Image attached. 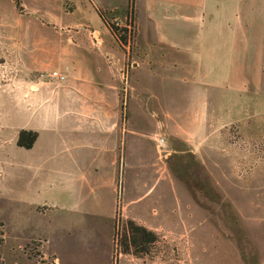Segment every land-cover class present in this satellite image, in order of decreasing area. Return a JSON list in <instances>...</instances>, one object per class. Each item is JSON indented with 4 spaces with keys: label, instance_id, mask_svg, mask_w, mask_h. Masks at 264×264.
Segmentation results:
<instances>
[{
    "label": "crops",
    "instance_id": "crops-1",
    "mask_svg": "<svg viewBox=\"0 0 264 264\" xmlns=\"http://www.w3.org/2000/svg\"><path fill=\"white\" fill-rule=\"evenodd\" d=\"M70 1V13L82 6L98 17L97 27L80 25L87 40L56 24L66 40L36 44L41 55L27 65H2L20 74L7 84L0 123V201L17 248L39 242L50 264H145L117 257L122 196L133 180L142 185L143 168L152 175L149 193L158 182L157 127L176 129L204 170L212 167L203 149L216 132H241L264 91V0H134L135 57L98 15L128 9L130 0ZM52 71L66 80L38 83ZM22 130L38 134L31 149L17 145ZM222 153L234 173L252 158ZM163 178L173 195L172 173Z\"/></svg>",
    "mask_w": 264,
    "mask_h": 264
},
{
    "label": "rangeland",
    "instance_id": "rangeland-1",
    "mask_svg": "<svg viewBox=\"0 0 264 264\" xmlns=\"http://www.w3.org/2000/svg\"><path fill=\"white\" fill-rule=\"evenodd\" d=\"M131 3L132 0L129 8L123 10L99 9L115 12L109 21L126 29L129 21H134ZM21 4L23 10L19 11L14 0H0V123L8 116L7 84L18 81L20 74L2 72L5 59L12 68L27 65L33 56L41 55L36 44L66 40V32L54 30L56 24L73 27L84 40L87 39L81 33L82 23L89 21L93 27L99 26L98 17L82 6L70 13L74 9L70 0H21ZM136 34L135 29L129 48L133 57L137 55L133 47ZM126 36L125 45L129 41L127 33ZM91 38H94L92 33ZM252 104L246 121L242 122L243 134L238 126H229L216 132L219 137L215 143L206 144L203 154L212 168L205 170L190 155L191 148L181 141L176 129L156 128L152 140L156 146L158 182L149 193L148 182L152 181L149 168H143L142 185L131 179L118 215L117 256L126 255L122 253V244L126 238L130 241L129 223L134 222L158 236L155 243H149V254L139 257L128 254L145 264H264V91ZM157 139L165 141V145L158 147ZM214 149L221 157L211 155ZM235 150L246 151L252 157L247 164L238 162L236 173L226 167L231 159L222 153ZM240 156L243 162L247 161ZM218 164L222 168H217ZM169 171L173 177V195L169 183L166 185L164 178L160 181V174ZM139 197L138 205H134ZM0 224L4 225L6 235L0 264H50L39 242L17 248L18 242L9 230V206L1 201Z\"/></svg>",
    "mask_w": 264,
    "mask_h": 264
},
{
    "label": "trees",
    "instance_id": "trees-1",
    "mask_svg": "<svg viewBox=\"0 0 264 264\" xmlns=\"http://www.w3.org/2000/svg\"><path fill=\"white\" fill-rule=\"evenodd\" d=\"M14 2L16 5V8L19 11H22L23 7L21 4V0H14ZM133 4H134V0H132V3H131L132 5L131 11L134 14ZM113 13L103 11L102 9H98V15L103 21V23L108 27V29L111 31L113 36L118 40L121 46H124L127 41V36H126L127 30L120 29L109 21V16ZM120 32H122V35H119ZM37 137H38L37 132L22 130L19 133L17 145L21 148L31 149ZM129 224L131 228L130 229L131 238H130V241L127 238L125 239V241H123L122 253L126 255L128 254L134 255L136 257H139L140 255L149 254L150 247L148 245L149 243H155L158 240L157 234L145 228L144 226L136 225L134 222H130ZM3 227L4 225L0 224V263L3 261L2 256H1V250L3 249L6 243V235H5L4 230L2 229Z\"/></svg>",
    "mask_w": 264,
    "mask_h": 264
},
{
    "label": "built area",
    "instance_id": "built-area-1",
    "mask_svg": "<svg viewBox=\"0 0 264 264\" xmlns=\"http://www.w3.org/2000/svg\"><path fill=\"white\" fill-rule=\"evenodd\" d=\"M127 29V35L129 37V41L127 45H124L128 48H130L131 45V37L133 35V33L135 32L136 29V24H135V20L133 21L131 19V21H129V23L126 25L125 27ZM94 39H97L98 36L96 34H93ZM66 80V75L58 72V71H52L49 73L43 72L40 73L39 77H38V83L44 82V81H57V82H63Z\"/></svg>",
    "mask_w": 264,
    "mask_h": 264
}]
</instances>
